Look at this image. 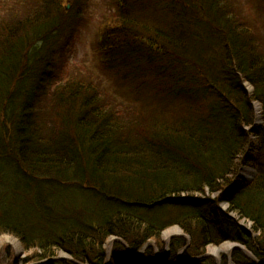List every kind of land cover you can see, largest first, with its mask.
Here are the masks:
<instances>
[{
  "label": "trees",
  "instance_id": "16d2710c",
  "mask_svg": "<svg viewBox=\"0 0 264 264\" xmlns=\"http://www.w3.org/2000/svg\"><path fill=\"white\" fill-rule=\"evenodd\" d=\"M66 4L0 2V185L22 180L30 192L40 179L81 195L53 203L47 233L11 214L0 216V234L34 255L26 264H103L110 237L118 240L114 264H180L183 247L181 264H214L205 250L224 240L263 261L264 172L245 186L237 163L254 146L250 135L264 141L251 105L259 102L264 114V45L233 0H122L107 23L103 17L102 64L127 106L100 83L63 74L64 49L87 2ZM181 99L195 117L162 121L166 105ZM215 193L216 200L207 198ZM219 202L228 203L227 212ZM169 208L175 215L166 224ZM229 213L251 229L243 231ZM173 225L189 243L173 239L168 261L149 249L138 263L116 255L137 253L149 240L161 249L160 233ZM59 252L70 260L56 258Z\"/></svg>",
  "mask_w": 264,
  "mask_h": 264
},
{
  "label": "rangeland",
  "instance_id": "374dc122",
  "mask_svg": "<svg viewBox=\"0 0 264 264\" xmlns=\"http://www.w3.org/2000/svg\"><path fill=\"white\" fill-rule=\"evenodd\" d=\"M67 0H62V4H66ZM87 4L84 10L81 11L79 23L75 28V31L72 35L71 40L68 42V46L64 49L66 58L64 65L63 74L66 75L69 71L72 72L73 75L77 77H83L85 80H91L94 82L100 83L102 89L106 90L111 96H114L117 100L121 101V104L124 106L129 105L128 96H123L120 89L115 88L112 81L109 77L101 75L98 72V68L96 66V54H95V41L98 32V24L103 20V17L108 14L110 7L112 6L113 0H86ZM223 5L226 4V0H222ZM234 5L233 9L237 11L240 17L246 21L248 25L252 27L253 32L256 33L260 39L262 38L261 45H264V0L263 4L259 0H233ZM120 26L115 25L113 29H118ZM244 88L247 93H251L253 91V87L248 84L246 81H242ZM143 100L146 101L147 97H142ZM192 101V100H190ZM184 100L181 99L180 105H170L167 104L166 107L168 109H163L166 117L162 121H169L173 118L175 119H185L190 113V118L195 117V107H192L191 110L184 105ZM140 103H136L135 106H139ZM193 106V105H192ZM164 106H159L161 109ZM127 110L126 108H124ZM262 113V115H261ZM131 115V113L128 112ZM192 115V116H191ZM252 115H254V123L255 126L258 127V133H261L264 129V114H263V106L259 103H252ZM127 116V115H126ZM245 127V131H248L249 127ZM136 129V128H135ZM223 133L218 137L219 140H222ZM260 136V134H259ZM252 138L251 141L254 143V146L250 148V152L247 155V159H244V154L240 155L241 159L236 163L240 164L238 167L239 179L243 182L245 186L251 185L259 173L264 172V141L260 139ZM259 141V143H258ZM221 143V142H219ZM219 143L216 147L219 146ZM221 147L222 143L220 144ZM259 146V147H258ZM257 151V153H256ZM246 162L245 164H242ZM246 171L251 172V176H245ZM230 179V177H229ZM23 181H12L10 179L6 180L3 184L0 185V216H8L14 214L18 219L23 220L25 225L30 227L33 231L38 233H47L51 228L52 223V209L53 203L62 204L64 203L63 198L66 196L67 198H77L81 195L78 194L77 191H70L60 185H55L46 182L45 180L40 181V179L36 180L32 185L31 191L24 186ZM219 193H215L213 195H208V199L216 200L218 198ZM27 197L34 200L33 205L27 204ZM193 197V195H190ZM87 204L92 205V207L96 204L94 201L89 200L88 196H83L82 200ZM219 209L222 212H227L228 203L227 202H219ZM42 213L50 214L48 218L44 219V215ZM165 215L162 216V220L168 223L170 219L175 215V210L173 208H169ZM12 216V215H11ZM235 217V215H230ZM237 217V216H236ZM235 217V219H236ZM11 219V218H9ZM9 219L7 222H9ZM236 224L239 228L243 229V231L248 232L251 229V222L245 220H235ZM179 230V234H175L165 242L164 233L168 230L172 229ZM184 238L188 242V237L182 233L181 229L177 225L169 226L164 229L160 233V241L163 243L161 249H158L159 246L153 240H149L147 243L151 245L149 251L151 254L154 252H158L159 254L170 253V243L173 239L179 238L178 236ZM253 236V235H252ZM255 236H253L254 238ZM10 238H13L18 241L19 249L21 251L20 255L16 257L17 247L15 244L9 241ZM112 239V244L110 247V257L111 260L107 261V264L113 263V254L115 253V245H117V240L114 237H110L107 239L105 243V254H108L107 243ZM230 244L233 246L230 252H221L220 256L212 255L211 250L214 248H221L222 245ZM146 249V250H147ZM181 250V249H179ZM179 250L177 252H179ZM224 250V249H223ZM183 253V251H181ZM135 262L138 263L139 259L134 257L135 253L131 252ZM205 254L209 259H211L214 264H236L235 261H239L242 258L247 259L253 264H256V261L251 259L253 258L252 252L248 251L246 247L238 242H234L231 240H224L219 244H212L207 246L205 250ZM117 256L121 259L129 260L130 256L128 253L123 250L117 251ZM177 255V254H176ZM34 255H30L27 253L19 240L10 233H1L0 234V264H26L24 263L25 259H30ZM254 256V255H253ZM57 257L63 260H70V257L64 253L59 252ZM27 264H36L35 262H29ZM114 264V263H113Z\"/></svg>",
  "mask_w": 264,
  "mask_h": 264
},
{
  "label": "bare ground",
  "instance_id": "6f19581e",
  "mask_svg": "<svg viewBox=\"0 0 264 264\" xmlns=\"http://www.w3.org/2000/svg\"><path fill=\"white\" fill-rule=\"evenodd\" d=\"M251 174V172L249 171H246V175L245 176H249ZM251 176V175H250ZM175 234H179V230H177L176 228L175 229H172V230H168L167 232L164 233V239H165V242H167L172 236H174ZM10 242H12L13 244L16 245V247L18 248L17 251H16V257L17 255H20L21 254V251L19 249V243L17 240L13 239V238H10L9 239ZM111 244H112V239L107 243V247H108V251L111 247ZM233 246L230 245V244H225V245H222L221 248H214L211 250L212 252V255H216V256H220V253L221 252H230L232 250ZM224 249V250H223ZM253 257V260L256 261V264H264V260H260L258 257H256L255 255H251ZM108 261V260H107Z\"/></svg>",
  "mask_w": 264,
  "mask_h": 264
}]
</instances>
